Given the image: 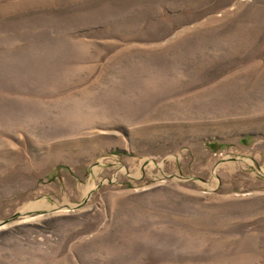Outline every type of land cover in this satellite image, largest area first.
Here are the masks:
<instances>
[{
	"label": "rangeland",
	"instance_id": "rangeland-1",
	"mask_svg": "<svg viewBox=\"0 0 264 264\" xmlns=\"http://www.w3.org/2000/svg\"><path fill=\"white\" fill-rule=\"evenodd\" d=\"M0 264H264V0H0Z\"/></svg>",
	"mask_w": 264,
	"mask_h": 264
}]
</instances>
